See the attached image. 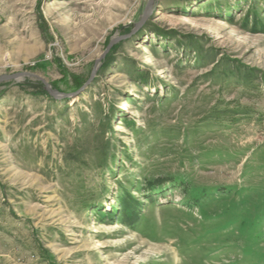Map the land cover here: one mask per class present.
I'll use <instances>...</instances> for the list:
<instances>
[{"label": "rangeland", "instance_id": "374dc122", "mask_svg": "<svg viewBox=\"0 0 264 264\" xmlns=\"http://www.w3.org/2000/svg\"><path fill=\"white\" fill-rule=\"evenodd\" d=\"M149 2L0 0V264H264V0Z\"/></svg>", "mask_w": 264, "mask_h": 264}, {"label": "water", "instance_id": "95a60500", "mask_svg": "<svg viewBox=\"0 0 264 264\" xmlns=\"http://www.w3.org/2000/svg\"><path fill=\"white\" fill-rule=\"evenodd\" d=\"M151 2H152V0H150V2H149L150 4H149V6H148V8H147V10H146V15H148V14L151 12V7H150ZM123 38H125V36H122V35L115 36V37L111 40V42L109 43V45H108V47H107V52H108V51H109V50H110V49H111L116 43H118V42H119L120 40H122ZM104 55H105V54H104ZM104 55L96 61L95 66H94V69H93L92 74H91V76H90V80L93 79V77H94L95 74L97 73V70L99 69L100 62H101L102 58L104 57ZM19 75H20V74L7 75V76H4V77L0 78V81H1V80H4V79L9 80V79L17 78ZM43 81H44V80H43ZM44 82H45V81H44ZM45 84H46V89H47V90L49 91V93H50L51 95H53V96L60 97V96H69V95H71V94L62 93V92H60V91H58V90L53 89V88L51 87V85L48 84L47 82H45Z\"/></svg>", "mask_w": 264, "mask_h": 264}, {"label": "bare ground", "instance_id": "6f19581e", "mask_svg": "<svg viewBox=\"0 0 264 264\" xmlns=\"http://www.w3.org/2000/svg\"><path fill=\"white\" fill-rule=\"evenodd\" d=\"M13 79H15V78H13ZM10 80V79H9Z\"/></svg>", "mask_w": 264, "mask_h": 264}]
</instances>
